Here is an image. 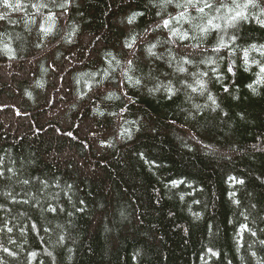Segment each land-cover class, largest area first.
<instances>
[{
  "label": "trees",
  "instance_id": "1",
  "mask_svg": "<svg viewBox=\"0 0 264 264\" xmlns=\"http://www.w3.org/2000/svg\"><path fill=\"white\" fill-rule=\"evenodd\" d=\"M93 7L97 11L84 25L78 45L64 52L65 64L79 55L73 49L88 47L89 32L107 33L104 24L113 13L105 12L115 5L97 0ZM115 36L92 40L91 47L108 45ZM24 68L22 63L15 71ZM58 70L63 72L58 78L63 92L52 91L32 107L21 95L27 74L18 80L0 61V192L15 197L0 194V226L11 227L14 239L23 232L19 242L28 240L24 256L35 254L31 264H53L48 252L56 264H69L68 248L71 264H239L237 236L242 249L252 231L264 239L259 235L264 229V154L233 155L231 160L206 156L186 132L169 131L173 126L163 122L111 148L109 128L95 122L89 109L65 117L63 102L73 91L65 77L74 69L65 71L61 65ZM86 80H77L76 88L83 85L87 91L91 83ZM247 108L258 114L264 102ZM233 127L245 144L264 142V137L257 139L264 122ZM57 225L63 229L62 246L56 243L61 234ZM0 259L15 264L6 253L0 252Z\"/></svg>",
  "mask_w": 264,
  "mask_h": 264
},
{
  "label": "clouds",
  "instance_id": "2",
  "mask_svg": "<svg viewBox=\"0 0 264 264\" xmlns=\"http://www.w3.org/2000/svg\"><path fill=\"white\" fill-rule=\"evenodd\" d=\"M96 3L0 0V61L18 80L27 74L20 87L29 106L42 104L52 91L63 92L58 85L63 72L58 69L64 65L65 71L74 69L65 77L73 88L63 102L65 117L89 109L95 122L109 128L111 148L133 133L162 127L163 122L173 126L169 131L186 132L187 140L195 141L206 156L220 154L231 160L233 155L264 154V142L245 144L233 127L264 122V111L254 114L247 108L252 102H264V0H112L115 8L105 12L113 13L110 23L104 24L107 33L89 32L88 47L73 49L79 55L65 64V50L78 45L84 25L97 11ZM112 33L116 36L110 44L91 47L90 41ZM22 63L24 72L15 71ZM85 77L91 87L76 88V81ZM261 137L264 132L257 139ZM12 232V228L0 230V252L9 249L7 256L15 264H31L32 253L24 256L28 240L21 243L23 232L16 239ZM62 232L61 228L56 240L61 246ZM245 244L242 249L237 236L234 251L239 264H264V239L257 231ZM67 251L71 264L72 248ZM47 255L56 264L52 252ZM0 264L10 262L0 259Z\"/></svg>",
  "mask_w": 264,
  "mask_h": 264
},
{
  "label": "snow or ice",
  "instance_id": "3",
  "mask_svg": "<svg viewBox=\"0 0 264 264\" xmlns=\"http://www.w3.org/2000/svg\"><path fill=\"white\" fill-rule=\"evenodd\" d=\"M69 135H70V133H69ZM8 171L11 172L12 170L11 169H8ZM24 183L27 184L28 181L25 180ZM3 195L6 197V199H15V197L11 193L5 192V193H3ZM25 203H27V201H25ZM0 207H2V205H0ZM50 210H52V209H50ZM197 215H199V214H197ZM33 227H35V226H33ZM4 229L11 230V227H8L7 224H3L2 226H0V230H4ZM209 251L211 252V255H213V256H215L217 254L213 250H209ZM4 252L6 254H11L9 249H4ZM31 255L34 256L35 254L32 253Z\"/></svg>",
  "mask_w": 264,
  "mask_h": 264
}]
</instances>
